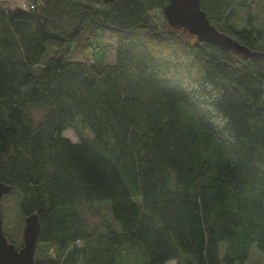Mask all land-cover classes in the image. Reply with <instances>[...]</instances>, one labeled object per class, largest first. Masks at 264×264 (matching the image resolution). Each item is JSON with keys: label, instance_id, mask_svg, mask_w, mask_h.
Listing matches in <instances>:
<instances>
[{"label": "trees", "instance_id": "16d2710c", "mask_svg": "<svg viewBox=\"0 0 264 264\" xmlns=\"http://www.w3.org/2000/svg\"><path fill=\"white\" fill-rule=\"evenodd\" d=\"M167 1L0 3V180L38 215L33 264H236L254 243L264 251V60L155 31L150 12ZM254 2L201 8L264 51ZM101 30L115 62L68 57ZM95 203L121 227L92 225Z\"/></svg>", "mask_w": 264, "mask_h": 264}, {"label": "rangeland", "instance_id": "374dc122", "mask_svg": "<svg viewBox=\"0 0 264 264\" xmlns=\"http://www.w3.org/2000/svg\"><path fill=\"white\" fill-rule=\"evenodd\" d=\"M32 1L39 2L40 0H0V3L5 9H13L16 7H22L24 4L29 5ZM254 9L253 13L259 15L260 18H264V0H255L252 4ZM150 22L151 27L157 31L166 34L175 35L179 41L183 43H194L196 37L189 34L187 31L182 29H172L168 26L166 18L162 12V9H154L150 12ZM244 24V18L242 13H239L234 25L242 26ZM99 43V49L93 55L91 53H86V51H81L77 47L74 48L73 45L69 47L68 57L74 60H84L87 58H95L102 63H113L115 62V44L116 36L107 30H101L98 32L96 38ZM94 42H91L93 44ZM90 44V42H89ZM90 44V45H91ZM89 52V51H87ZM49 54V53H48ZM264 89V86H263ZM63 135L68 137L71 141H78V136L75 134L73 129H66L63 132ZM19 193L16 191H10L2 197L1 201V214L3 220V229L7 234L8 238L17 246L22 245V230L24 226V216L19 211ZM105 202V201H104ZM109 203V201H106ZM87 217L92 225L104 226L106 224L118 228L121 225L118 222H115L111 212L108 208V205L105 203L102 204H92L84 207ZM224 254V245L221 243L219 247V256L222 259ZM166 264H177L175 260H170ZM236 264H264V251H261L257 248L256 244H252L247 259L244 263Z\"/></svg>", "mask_w": 264, "mask_h": 264}, {"label": "water", "instance_id": "95a60500", "mask_svg": "<svg viewBox=\"0 0 264 264\" xmlns=\"http://www.w3.org/2000/svg\"><path fill=\"white\" fill-rule=\"evenodd\" d=\"M103 1L108 3L113 0ZM162 12L170 28L187 31L194 35L199 42L216 45L243 59L261 58L264 60V51H252L240 44L231 35L217 29L211 23L207 13L201 8V0H168L163 6ZM11 188V185L0 180V264H33L40 230L38 215L33 212L24 217L22 245L20 247L8 239L3 229L1 201Z\"/></svg>", "mask_w": 264, "mask_h": 264}, {"label": "built area", "instance_id": "2783aa9c", "mask_svg": "<svg viewBox=\"0 0 264 264\" xmlns=\"http://www.w3.org/2000/svg\"><path fill=\"white\" fill-rule=\"evenodd\" d=\"M25 6H28V7H30V6H32V5H23L22 7L24 8ZM99 46H98V44L97 43H93L92 44V46L90 47V49H89V52H87V53H91V55H93V54H95L96 53V51L99 49L98 48ZM88 60H90V61H92L94 58L93 57H91V58H87Z\"/></svg>", "mask_w": 264, "mask_h": 264}]
</instances>
